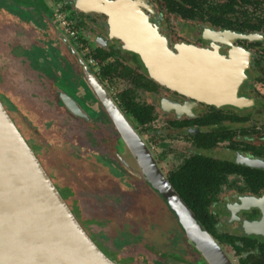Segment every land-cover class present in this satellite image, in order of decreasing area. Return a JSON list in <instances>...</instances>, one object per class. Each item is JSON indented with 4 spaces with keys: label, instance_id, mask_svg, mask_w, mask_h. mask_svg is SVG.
Wrapping results in <instances>:
<instances>
[{
    "label": "flooded vegetation",
    "instance_id": "flooded-vegetation-1",
    "mask_svg": "<svg viewBox=\"0 0 264 264\" xmlns=\"http://www.w3.org/2000/svg\"><path fill=\"white\" fill-rule=\"evenodd\" d=\"M260 1L262 9H251L248 13L249 24L260 26L254 29L247 26L246 32L236 28L231 30L235 33H258L261 39L235 36L230 44H223L205 39L202 32L204 25L196 38L176 36L171 25L174 17L168 15L157 0H144L142 6L145 13L168 37L170 47L185 42L209 49L217 45L227 56L238 49L247 54L243 58L247 77L239 89V96L245 98L244 105L238 106L234 101L233 104L216 106L153 80L139 55L124 49L120 40L110 36L108 17L80 10L75 6L76 0H0V12H9L20 23L33 27L40 36L31 49L24 50L23 55L31 61V70L42 71V67L45 68L43 76L50 81L49 90L46 80L41 83L48 93L54 95L57 111H66L70 117L86 123L102 120L114 126L97 92H100L99 89L107 90L121 105L118 96L124 89L114 94L110 85L124 81L126 88H134L136 97L152 110V120L147 128L150 145L157 150L158 162L172 185L173 180L197 179L202 182L197 183L200 187L185 191L216 195L209 205L215 220L208 231L226 250L231 251L232 256L227 252L236 264H264V235L248 234L243 226L246 220L261 219L263 209L256 206L240 208L244 197H264V0ZM67 41L73 46H69ZM99 49L104 51L103 61L95 58ZM113 64L131 65L134 79L143 74L142 78L146 81L147 75L158 86L154 85L153 89L134 87L129 77L108 73ZM94 84L98 91H94ZM145 95L146 98L143 97ZM62 96L70 97L78 108L86 111L89 119L74 115L64 104H60L58 98L64 100ZM0 98L21 129L19 120L11 111L16 112L17 117L19 112L1 95ZM131 121L136 127L140 125ZM25 137L35 148L36 144L30 141L31 136ZM116 158L119 162L117 154ZM105 159L109 162L108 156L105 155ZM67 201L73 207L74 203ZM180 229V239L185 241L187 252L164 253L167 262L174 264L173 257L175 262L181 257L195 263L200 258L199 254L188 243L184 229ZM163 248H168V245Z\"/></svg>",
    "mask_w": 264,
    "mask_h": 264
},
{
    "label": "water",
    "instance_id": "water-1",
    "mask_svg": "<svg viewBox=\"0 0 264 264\" xmlns=\"http://www.w3.org/2000/svg\"><path fill=\"white\" fill-rule=\"evenodd\" d=\"M142 5L144 0L75 2L84 12L106 15L110 36L120 40L124 49L138 54L149 76L159 84L216 106L234 101L238 106L244 105L245 98L239 96V89L247 77L245 52L238 49L227 56L217 45L209 49L185 42L170 47L168 37L150 21ZM202 32L212 43L230 44L235 36L261 39L258 33H235L210 26H204ZM96 84L94 91L99 89ZM99 91L96 95L119 133L116 154L120 164L162 196L200 257L195 263L181 257L175 262L173 257V263L236 264L172 185L152 148L118 102L107 90ZM59 99L74 115L89 119L86 111L78 108L70 97ZM109 162L117 167L112 160ZM242 200L240 208L263 209L261 219L245 221V232L264 235V197ZM0 264H118L84 228L1 98Z\"/></svg>",
    "mask_w": 264,
    "mask_h": 264
},
{
    "label": "rangeland",
    "instance_id": "rangeland-1",
    "mask_svg": "<svg viewBox=\"0 0 264 264\" xmlns=\"http://www.w3.org/2000/svg\"><path fill=\"white\" fill-rule=\"evenodd\" d=\"M171 25L176 36L188 39L199 36L203 27L180 18H172ZM39 37L33 27L0 12V95L19 112L17 117L11 111L25 136L38 145V157L56 185L64 194L72 191L78 219L97 244L118 264H169L164 253L187 252L176 215L149 183L117 161L119 135L111 123H86L57 111L54 95L42 84L45 68L31 70L23 55ZM45 83L49 90L50 81ZM126 86L118 81L110 90L117 94ZM137 128L156 156L148 129Z\"/></svg>",
    "mask_w": 264,
    "mask_h": 264
},
{
    "label": "trees",
    "instance_id": "trees-1",
    "mask_svg": "<svg viewBox=\"0 0 264 264\" xmlns=\"http://www.w3.org/2000/svg\"><path fill=\"white\" fill-rule=\"evenodd\" d=\"M168 15L174 18H180L185 21H189L201 25H209L219 29H234L246 32L247 26L249 28L259 27L260 24H249L250 18L248 13L251 9L261 10L262 2L260 0H157ZM253 7V8H251ZM103 49H99L95 58L102 60L105 58L103 55ZM136 60L139 57L133 54ZM108 70V68H107ZM115 72L118 77H129L134 87H144L146 89H153L154 85L158 86L156 82L150 79L147 75L146 81L141 77H136L132 75L133 69L131 65L120 66L118 64H113L108 70L111 74ZM151 84V85H150ZM121 100V108L126 113L128 118L134 120L137 124L148 128V124L152 120V110L143 101H140L135 94L134 88L129 87L124 89L118 96ZM130 119V120H131ZM132 122V121H131ZM136 127V126H135ZM38 148V145H35ZM40 155V154H39ZM41 160L42 157H40ZM43 164L45 161L43 160ZM45 166V165H44ZM46 168V167H45ZM52 177L53 175L50 174ZM54 179V178H53ZM174 187L180 193L184 201L188 206L192 208L198 217L200 223L210 230L212 227L215 215L213 211L209 208L211 200H213L216 195H209L205 193H190L185 190L196 187L202 183L197 179H181L178 181L173 180ZM197 184V185H195ZM194 185V186H193ZM60 189L61 187L58 186ZM200 187V186H198ZM62 190V189H61ZM60 190V191H61ZM63 191V190H62ZM61 191V192H62ZM66 200H70V194L72 191L66 189V194L62 192ZM71 201V200H70ZM68 202V201H67ZM72 202V201H71ZM69 204V203H68ZM70 205V204H69ZM71 206V205H70ZM76 216H79L78 209L75 205L71 207ZM239 239V238H238ZM236 239H234L233 243ZM238 246V245H237Z\"/></svg>",
    "mask_w": 264,
    "mask_h": 264
}]
</instances>
